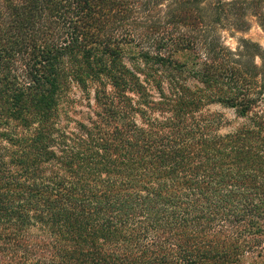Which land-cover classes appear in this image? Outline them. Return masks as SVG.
<instances>
[{
    "label": "trees",
    "instance_id": "trees-1",
    "mask_svg": "<svg viewBox=\"0 0 264 264\" xmlns=\"http://www.w3.org/2000/svg\"><path fill=\"white\" fill-rule=\"evenodd\" d=\"M251 19L264 0H0V264L263 263L264 48L219 34Z\"/></svg>",
    "mask_w": 264,
    "mask_h": 264
},
{
    "label": "rangeland",
    "instance_id": "rangeland-1",
    "mask_svg": "<svg viewBox=\"0 0 264 264\" xmlns=\"http://www.w3.org/2000/svg\"><path fill=\"white\" fill-rule=\"evenodd\" d=\"M220 36L222 37L223 41L228 47H231L232 49L237 48L238 46V41L240 38H247L250 39L256 43H259L263 48H264V31L262 28L259 26L258 22L256 19H251V29L248 32H240V33H235L231 34L225 30L219 31ZM178 59L181 61H187L188 60V55L183 56L179 55ZM215 111H219L222 113H225V115L230 119L234 120L236 118L235 114L231 110H226L220 106H214L212 108ZM253 258L248 259L245 263L246 264H253ZM264 264V261L263 263Z\"/></svg>",
    "mask_w": 264,
    "mask_h": 264
}]
</instances>
